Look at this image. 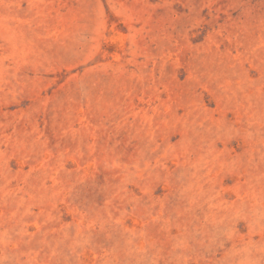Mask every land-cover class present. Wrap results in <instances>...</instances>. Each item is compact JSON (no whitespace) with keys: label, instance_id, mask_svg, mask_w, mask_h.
I'll return each instance as SVG.
<instances>
[{"label":"rangeland","instance_id":"1","mask_svg":"<svg viewBox=\"0 0 264 264\" xmlns=\"http://www.w3.org/2000/svg\"><path fill=\"white\" fill-rule=\"evenodd\" d=\"M0 264H264V0H0Z\"/></svg>","mask_w":264,"mask_h":264}]
</instances>
